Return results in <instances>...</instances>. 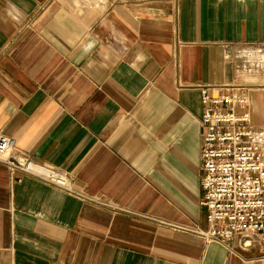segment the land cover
I'll return each instance as SVG.
<instances>
[{
  "label": "crops",
  "instance_id": "0c3cea01",
  "mask_svg": "<svg viewBox=\"0 0 264 264\" xmlns=\"http://www.w3.org/2000/svg\"><path fill=\"white\" fill-rule=\"evenodd\" d=\"M264 0H0V264H264L200 232L202 89L264 125ZM261 55V56H260Z\"/></svg>",
  "mask_w": 264,
  "mask_h": 264
},
{
  "label": "built area",
  "instance_id": "2783aa9c",
  "mask_svg": "<svg viewBox=\"0 0 264 264\" xmlns=\"http://www.w3.org/2000/svg\"><path fill=\"white\" fill-rule=\"evenodd\" d=\"M230 88L218 93L202 89L201 186L209 226L200 232L229 247L237 240L240 247L259 243L264 248V125L252 122L248 93ZM0 160L13 180H22L21 171L87 196L69 174L37 162L3 132Z\"/></svg>",
  "mask_w": 264,
  "mask_h": 264
}]
</instances>
